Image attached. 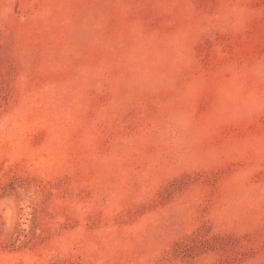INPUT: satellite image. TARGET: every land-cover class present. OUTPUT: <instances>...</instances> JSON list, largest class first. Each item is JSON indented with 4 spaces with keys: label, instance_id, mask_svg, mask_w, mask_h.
<instances>
[{
    "label": "rangeland",
    "instance_id": "obj_1",
    "mask_svg": "<svg viewBox=\"0 0 264 264\" xmlns=\"http://www.w3.org/2000/svg\"><path fill=\"white\" fill-rule=\"evenodd\" d=\"M0 264H264V0H0Z\"/></svg>",
    "mask_w": 264,
    "mask_h": 264
}]
</instances>
